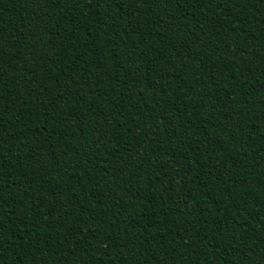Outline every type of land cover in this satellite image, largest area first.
Wrapping results in <instances>:
<instances>
[{
	"label": "trees",
	"instance_id": "1",
	"mask_svg": "<svg viewBox=\"0 0 264 264\" xmlns=\"http://www.w3.org/2000/svg\"><path fill=\"white\" fill-rule=\"evenodd\" d=\"M0 264H264V0H0Z\"/></svg>",
	"mask_w": 264,
	"mask_h": 264
}]
</instances>
